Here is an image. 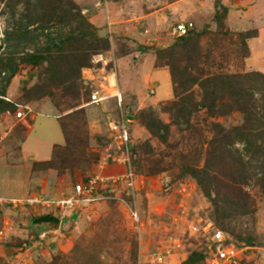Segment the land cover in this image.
Returning <instances> with one entry per match:
<instances>
[{
	"label": "rangeland",
	"instance_id": "374dc122",
	"mask_svg": "<svg viewBox=\"0 0 264 264\" xmlns=\"http://www.w3.org/2000/svg\"><path fill=\"white\" fill-rule=\"evenodd\" d=\"M73 1L95 27L96 35L108 41V49L92 56L90 66L83 68L81 74L82 59L75 41L65 52L53 57L50 65L22 64L7 88L5 99L29 105L35 113H46L47 108L42 107L46 105L48 111L60 116L70 148L66 155L74 154L69 157V169L36 171L46 181L45 195L59 198L70 193L75 183L98 171V162L110 145L108 112L91 103V94L97 89L106 91L114 83L120 85L124 90V110L134 119L131 151L138 188L135 195L125 187L116 194L138 211L141 223L136 225L129 209L116 200L92 203L81 211L76 221L62 226L54 249L37 256L33 264H148L151 254L160 251L170 252L167 264H185L191 255L205 254L216 230L223 231L236 246L244 249L239 264H264V0H229L238 11L230 21L228 15L224 21L228 36L217 34L220 26L216 13L223 14L220 5L228 8L221 0H140L144 2L141 7L145 12L167 8L164 21H169L171 28L155 22L153 33L143 35L142 31L134 37L101 35L85 9ZM175 2L180 3L177 14L181 18L186 12L191 15L179 24L190 21L194 25L183 36L174 33L179 24L174 22L171 26L167 18L171 16L170 5ZM5 3L6 0H0V18L4 22L2 42L5 32L27 13L20 6L13 16ZM62 30L63 38L69 35L70 28ZM240 33L250 34L245 40L247 57L246 47L237 36ZM201 34L205 38L199 42L196 36ZM191 37L194 40L189 49L180 45ZM36 45L45 48V39ZM33 49L30 46L25 52ZM141 61L144 63L137 67ZM48 70L56 77L48 82L47 91L51 94L32 95H37V87L43 84ZM152 70L169 73L170 96L159 95V83L150 80ZM172 70L178 82H187L191 75L199 79L184 93L189 97L175 94ZM10 75L3 73L0 81ZM208 79L213 82L207 85ZM13 83L12 97L9 88ZM3 87L5 84L0 86ZM241 89L245 113L232 104ZM213 92L216 97H212ZM191 102L210 107H196L198 110L191 117L193 127L189 129L183 117ZM18 110L15 107L14 111H5L0 116ZM223 110L226 115L220 114ZM249 113L250 122L246 119ZM150 122L155 126L153 130L147 128ZM241 126L250 128L248 133L254 134L255 139L227 146L224 163L218 164L213 141ZM245 148L254 152L246 155ZM220 167L221 173L215 175L213 170L219 171ZM116 168H109L107 173L115 172ZM117 172H123V168ZM1 196L13 198L21 194L10 192ZM35 218L34 212L7 206L0 209V231L8 225L0 247L14 252L30 243L38 229L32 224ZM9 258L8 253L0 251V264H8Z\"/></svg>",
	"mask_w": 264,
	"mask_h": 264
},
{
	"label": "trees",
	"instance_id": "16d2710c",
	"mask_svg": "<svg viewBox=\"0 0 264 264\" xmlns=\"http://www.w3.org/2000/svg\"><path fill=\"white\" fill-rule=\"evenodd\" d=\"M2 2L5 0H1ZM5 5L7 9L11 12L13 16L17 15V10L20 6L25 7V11L27 12L19 21V23L12 26L9 31L5 32V37L3 40V44L0 47V76L5 73V76L8 72L11 73L9 77H5L0 81V86L5 84V87L2 89L0 88V115L5 111H11L15 109L16 103L7 101L6 94L7 88L10 86L14 75L17 73L20 65L22 64H30L33 66H41L45 63L50 65L51 59L53 57L58 56L60 53L65 52L66 49L69 48L73 41L76 42L78 48L76 50L79 52L82 62L80 63V74L83 68H88L90 65L88 62L91 61V57L94 55L102 54V51L108 49V41L105 39L99 38L95 31V27L89 22L87 17L82 14V10L75 4L73 0H6ZM222 8L223 14L219 15L217 12V22L219 24L220 32L217 33L218 35L221 34L222 36H228L230 33L226 32L224 21L228 15V8ZM75 26V27H73ZM64 28H70L69 35L64 37V34L61 32ZM239 38L242 39V46L246 47L245 57H247L249 50L247 49L245 40L250 38L249 33H240L237 34ZM201 40L205 38V34L197 35L196 36ZM44 40L46 42L45 48L38 47L37 42L39 40ZM65 40L64 42L61 40ZM194 38H187L183 40L180 44L184 48H190L192 45V41ZM200 42V41H199ZM65 44V45H64ZM30 46H34L35 49L32 51H26ZM5 48V49H4ZM3 50V51H2ZM24 54V55H21ZM17 59L19 60L17 62ZM89 60V61H88ZM196 64H194V70ZM51 68H53V64H51ZM50 69V68H49ZM56 69V68H55ZM173 72V70H172ZM173 80L175 84V94L180 97L186 96V93L192 86L191 84L196 85L199 82L197 77H192L184 83L178 82L175 78L174 72ZM47 77L44 79L43 84H40L37 88L38 92L37 95L33 94L36 97L39 95L47 94L49 96L51 93L47 91L48 89V82L56 79L53 76L52 72L48 70V73L45 74ZM50 79V77H52ZM235 77V76H232ZM50 79V80H49ZM213 81L208 79L205 81V84H211ZM203 85V84H202ZM180 92V93H179ZM182 92V93H181ZM42 95V96H43ZM189 97V96H186ZM193 97V96H192ZM212 97H216V94L213 92ZM243 98V89L236 93V97L234 98V102L232 103L235 108L242 110L244 113L246 112V105L245 101L242 100ZM190 110L185 112L184 124L191 129L192 126V119L191 117L197 111V106L203 107H210L204 104H195V102L190 103ZM221 115H226V111L223 110L220 113ZM251 113L246 115L247 121H251ZM62 130L65 133L64 124L61 123ZM147 128L153 130L155 128L152 122L147 124ZM250 128H245L243 126L239 127V129H234L231 132L224 133L226 135H219L216 141H213L215 144L214 154L215 159L218 164L224 163L223 161L225 158L223 157L224 154L228 151L227 146H232L236 141L237 142H250L251 139H255V135H251L248 133ZM67 138V134L65 133ZM250 136V137H249ZM83 142V141H82ZM81 142V143H82ZM80 143V144H81ZM79 148L80 145H79ZM68 145V138L67 143L65 146H55L53 151V158L52 160L44 163H36L34 165V170L38 171V168H46V169H54L55 171H65L69 169L68 162L71 161L69 157H74V154L71 153L66 155V151H69ZM254 152L253 150L245 148V154L249 155ZM208 156L214 157L210 152H207ZM188 164V163H187ZM73 167H76L74 164ZM188 169H191V165L188 164ZM199 170H195L198 173ZM205 173L207 170L204 171ZM213 172L215 175L221 173L220 170L214 169ZM209 177V176H208ZM218 179L214 177V180ZM228 217H224L223 219H227ZM198 261H204V255L202 254H194L191 255L185 264H197Z\"/></svg>",
	"mask_w": 264,
	"mask_h": 264
},
{
	"label": "built area",
	"instance_id": "2783aa9c",
	"mask_svg": "<svg viewBox=\"0 0 264 264\" xmlns=\"http://www.w3.org/2000/svg\"><path fill=\"white\" fill-rule=\"evenodd\" d=\"M193 23L177 25L174 33L178 36L186 35L192 28ZM4 33V22L0 18V45ZM101 57V56H100ZM91 103L97 106L114 101L113 109H109L106 116V126L109 134L110 145L98 162V171L86 180H81L72 186L70 193L63 194L59 198H48V195H29L15 199H0L1 207H10L23 212H34V216L52 215L61 218L60 229L57 231L38 228L31 241L14 249L13 255L7 261L8 264H33L34 259L45 253L51 252L58 237L62 232L63 225H70L73 215L80 217L81 211L92 203L116 200L126 206L136 225H140L141 218L138 211L134 210L129 203L116 191L121 187L135 195L137 190V173L132 161V123L133 116L124 110V95L117 84L110 85L109 89L94 90L91 94ZM19 110L16 116L19 119L33 116L34 109L29 105H16ZM111 167H122L123 172L107 173ZM119 171V170H118ZM7 229L0 231V239L3 240ZM52 249V250H51ZM244 252L233 242V239L221 230H216L212 235V243L204 254L203 264H239L240 256ZM170 252L160 251L152 253L148 264H167Z\"/></svg>",
	"mask_w": 264,
	"mask_h": 264
},
{
	"label": "crops",
	"instance_id": "0c3cea01",
	"mask_svg": "<svg viewBox=\"0 0 264 264\" xmlns=\"http://www.w3.org/2000/svg\"><path fill=\"white\" fill-rule=\"evenodd\" d=\"M75 1L85 9L91 22L99 29V33L106 37H112V35L134 37L135 34H140L142 31L143 35L151 34L153 33L151 31L155 30V22L157 24L160 23L163 28L170 27L169 21H164L167 8L145 12L144 8L141 7V3L144 2L140 0ZM221 3L229 8L228 19L230 21V17L238 10L229 0H221ZM170 6L171 16L167 18L170 19L171 26L174 22L179 24L181 20L191 16L188 12L183 14L182 18L180 14H177L180 7V3L178 2L172 3ZM173 17L176 18L175 21L172 20ZM183 22L190 23V21ZM149 25L150 27H148ZM144 31L147 32L145 33ZM138 53L136 52L135 54ZM140 55L141 53L137 57ZM143 63L142 61L139 62L137 67H141L140 65ZM150 80L159 83L158 91L161 97L172 94L170 75L166 70H152ZM102 83L100 82V85ZM12 85L14 83L9 88V94H11L10 89ZM121 90L124 93L122 88ZM8 100L14 103L16 102L15 99L12 100L9 98ZM112 105H114V101L95 106L100 110L103 108L101 111L104 112L105 110L106 112L112 109ZM42 107L47 108L46 113H38L36 111L33 116L24 119H19L16 116L17 112L5 113V115L0 116V199L7 200L29 195L46 194L44 191L46 181L36 175L37 172L34 170V165L52 160L54 147L57 145L65 146L67 138L60 125V116L48 111L49 108L46 105ZM42 114L46 117H41ZM120 169L122 167L116 168L117 171ZM10 192L21 194V196L13 198L1 196V193L5 194ZM3 208L0 206V209ZM5 224H8V221ZM7 226L5 225L3 229H7ZM0 241L2 240L0 239ZM12 250L0 247V251L8 253L10 257L13 255Z\"/></svg>",
	"mask_w": 264,
	"mask_h": 264
},
{
	"label": "water",
	"instance_id": "95a60500",
	"mask_svg": "<svg viewBox=\"0 0 264 264\" xmlns=\"http://www.w3.org/2000/svg\"><path fill=\"white\" fill-rule=\"evenodd\" d=\"M72 218L77 220L78 215L74 214ZM32 224L37 228L57 231L60 229L61 218L52 215H40L32 221Z\"/></svg>",
	"mask_w": 264,
	"mask_h": 264
}]
</instances>
